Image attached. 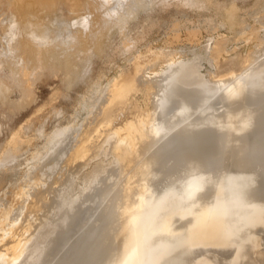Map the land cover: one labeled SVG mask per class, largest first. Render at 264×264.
Returning <instances> with one entry per match:
<instances>
[{"label": "water", "instance_id": "1", "mask_svg": "<svg viewBox=\"0 0 264 264\" xmlns=\"http://www.w3.org/2000/svg\"><path fill=\"white\" fill-rule=\"evenodd\" d=\"M0 264H264V25L132 57L0 213Z\"/></svg>", "mask_w": 264, "mask_h": 264}, {"label": "bare ground", "instance_id": "2", "mask_svg": "<svg viewBox=\"0 0 264 264\" xmlns=\"http://www.w3.org/2000/svg\"><path fill=\"white\" fill-rule=\"evenodd\" d=\"M0 2L7 9H12L10 13L0 14V28H11L9 32L0 33V87L18 97L12 102V108L20 110L23 105L35 102L33 87L46 76L47 79L58 78L62 87L67 89H82L75 93L80 94V100L76 99L73 113L64 114L67 115L64 121H58L51 130L45 129L44 124L49 115L61 116L65 112L53 106L52 102L50 110L45 103L13 130L14 118L10 125L12 130L5 132L7 135L0 125V213L53 155L115 75L132 57L144 51L140 46L138 48L141 50L132 54L136 48L128 45L127 41L131 43L134 37L131 41L128 38L137 33L141 37H151V33L161 24V20H158L161 12H168L172 16L169 28L164 30V38L176 30L218 27L238 33L254 25H264V0ZM115 2L116 6L112 7ZM129 2V13L125 11L121 15ZM146 2L148 7L145 6L147 9L142 13ZM194 11L199 15L198 23L191 18ZM54 15L55 22L62 20L63 23L52 26L50 20ZM118 57L123 64L116 68ZM59 94L56 91L52 100H57ZM83 104L86 106L83 107ZM44 108L49 111L48 117L42 121L44 125L39 121L43 127L36 126L34 119L41 112H46ZM9 117H12L11 114Z\"/></svg>", "mask_w": 264, "mask_h": 264}, {"label": "rangeland", "instance_id": "3", "mask_svg": "<svg viewBox=\"0 0 264 264\" xmlns=\"http://www.w3.org/2000/svg\"><path fill=\"white\" fill-rule=\"evenodd\" d=\"M1 1V0H0ZM2 1H4V0H2ZM3 2H0V14H5V13H7V11H9V13L10 12H12V9H7L3 4H2ZM116 6V2L113 4L112 3V7H114V6ZM126 6H128V8H125ZM126 6H123L125 9H124V11L121 13V15H124L123 13L126 11L127 13H129V11L130 10H128V9H130V2L129 3H127L126 4ZM145 6H147V2H146V4L143 6V8L141 9L142 11V13H143V11H145L144 9H147V7L146 8H144ZM150 8H152V6H150ZM114 9H116V8H114ZM196 13V14H195ZM198 12H196V11H194V13H193V16H191V18L193 19V21L195 22V23H198L199 22V15L197 14ZM167 14V15H166ZM173 14H176L175 12L173 13ZM135 16H136V13L134 14ZM197 15V16H196ZM164 16V17H163ZM169 16V17H168ZM175 16V15H174ZM53 18H52V20H50L51 22H50V24L53 26V25H56L58 22H55L56 21V19H55V15L54 16H52ZM164 18V20H163V18ZM161 20L160 22H161V24H159L158 25V27H156V29L154 30V33H151V37H150V35H146V36H140L139 35V33H137V34H135L134 36H130L129 38H128V40L129 41H131L132 39V37H134L133 38V40H132V45H131V43L130 42H128L127 41V44L128 45H130V46H133L134 48H136L135 49V51L134 52H132V54L133 53H135V52H138V51H140L142 48H143V50H145V48H147L148 46L147 45H149V47H150V45L152 46V45H154L155 43H157L158 41H160V40H162L164 37L163 36H165V33H166V31H167V29L169 28V26H168V24H170L169 22H171V19H172V16H170V14H168V12H161L160 13V15H159V18H158V20ZM166 20V21H165ZM56 23V24H55ZM59 23H63V21L61 20ZM58 23V24H59ZM163 28H162V27ZM50 28V27H49ZM165 28V29H164ZM10 27H8V28H0V33H5V32H9L10 31ZM142 30V29H141ZM141 30H139V32H142ZM164 30H166V31H164ZM163 33H164V35H163ZM136 35H138V36H136ZM137 38V40H135V42H134V39H136ZM142 39H141V38ZM144 37V38H143ZM141 41H140V40ZM152 40V41H151ZM139 41V42H138ZM154 41V42H153ZM138 43V44H136L135 45V43ZM140 43V44H139ZM143 45H142V44ZM136 46V47H135ZM141 46V47H140ZM138 47H140L141 49L139 50V48ZM133 48V49H134ZM117 61H118V65H116V68L120 65H122L123 64V60L121 61V59H119V57L117 58ZM47 77V76H46ZM46 77H44V78H42V80H40L38 83H37V85L35 86V87H33V100L35 99V102H33L32 104H30V105H27V104H25V105H23L21 108H20V110H19V108L17 109V108H12V102H14V101H16L15 99H17L18 97H16V95L14 96L12 93H8V92H6L4 89H2L1 87H0V125H1V127H2V130H4L3 131V133L5 134V135H7L6 133H8V130H12L11 128H12V126H13V130L14 129H17L19 126H20V124H22V123H24L37 109H39V108H41L45 103L46 104H48L46 107H48L49 105H51L52 106V103H53V106L55 105L58 109H62V110H64L63 112V114H61V116L60 115H49V117H48V114H49V111L48 110H50V108H51V106H49L48 107V110H46L47 108H44V110H46V112L44 111V112H41L38 116V118H36V119H34V124H36V126L38 125H41V123L43 124V122L45 121V118L46 117H48V119H46V122H44V124H45V129H47V130H51L54 126H56V124L58 123V121H64V118L67 116V115H64V114H68V113H70V114H72L73 113V111H74V109L75 108H73V107H75V103H76V101L77 100H80V98H79V95L80 94H75V93H77V91H79V92H81V88H71V89H67V87L65 88V87H62V85H61V82H59L60 80L57 78H55V79H47ZM48 77H49V75H48ZM47 79V81H46V79ZM53 80V81H52ZM59 86V87H58ZM56 91H59V97L57 96V100H56V98L54 99V100H52L53 99V94L56 92ZM66 98H65V97ZM75 96V97H74ZM70 97V98H69ZM14 98V99H13ZM77 99V100H76ZM12 100V101H11ZM75 100V101H74ZM52 102V103H51ZM8 103V104H7ZM32 105H34V106H32ZM86 106V104H83L82 106L83 107H85ZM10 106H11V109H10ZM25 106V107H24ZM23 108V109H22ZM65 108V109H64ZM10 109V110H9ZM77 109V108H76ZM15 110V111H14ZM17 111H18V113H17ZM48 111V112H47ZM10 112V113H9ZM48 113V114H47ZM10 114H11V116L12 117H9L10 116ZM17 114H19L18 116H17ZM45 114V115H44ZM78 114V113H77ZM4 115V116H3ZM41 115H43V116H41ZM64 115V116H63ZM8 116V117H7ZM45 116V117H44ZM58 116V117H57ZM76 116H78V115H76ZM43 117V118H42ZM7 118H11L10 119V121H9V119H7ZM15 118V119H14ZM40 118V119H39ZM61 118V119H60ZM63 118V119H62ZM13 119H14V121H13ZM42 119H44V120H42ZM35 120H37L38 121V123H37V121H35ZM8 121H9V123H8ZM13 121V122H12ZM41 123H40V122ZM43 121V122H42ZM62 121V122H63ZM11 122H12V124H11ZM4 126H3V125ZM16 124V126H14ZM43 124V125H44ZM10 125H12V126H10ZM35 126V127H36ZM42 126V125H41ZM6 127V128H5ZM10 127V128H9ZM43 127V126H42ZM8 128V129H7ZM37 128V127H36ZM6 132V133H5ZM2 136H0V138H1Z\"/></svg>", "mask_w": 264, "mask_h": 264}]
</instances>
